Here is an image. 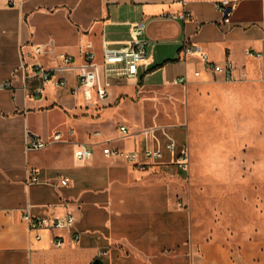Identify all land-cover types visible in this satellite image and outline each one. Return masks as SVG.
<instances>
[{"label": "crops", "instance_id": "obj_1", "mask_svg": "<svg viewBox=\"0 0 264 264\" xmlns=\"http://www.w3.org/2000/svg\"><path fill=\"white\" fill-rule=\"evenodd\" d=\"M184 1L0 0V264L253 263L247 253L259 243L194 229L175 161L189 147L193 94L231 82L207 67L203 54L232 61L233 82L264 81V0H230L229 24L221 0ZM133 22L147 24L148 63L134 78L112 77L101 102L74 95L83 50L90 43L102 62L104 41L121 46ZM186 40L195 49L187 54ZM62 54L74 59L69 84L51 80L39 93L35 67H53ZM56 131L66 142L28 148L30 132L49 139ZM104 142L135 152L136 161L106 156ZM80 143L93 149L91 158H75ZM147 148L162 157H148ZM27 211L34 219L71 213L76 222L31 229Z\"/></svg>", "mask_w": 264, "mask_h": 264}, {"label": "rangeland", "instance_id": "obj_2", "mask_svg": "<svg viewBox=\"0 0 264 264\" xmlns=\"http://www.w3.org/2000/svg\"><path fill=\"white\" fill-rule=\"evenodd\" d=\"M238 81L193 94L190 164L180 170L176 188L194 229L259 243L247 258L264 264V81Z\"/></svg>", "mask_w": 264, "mask_h": 264}, {"label": "built area", "instance_id": "obj_3", "mask_svg": "<svg viewBox=\"0 0 264 264\" xmlns=\"http://www.w3.org/2000/svg\"><path fill=\"white\" fill-rule=\"evenodd\" d=\"M184 3V0H180ZM230 0H221L218 2L217 7L223 13V22L229 24L231 21L233 6L230 5ZM183 19L190 18L191 14L183 12L179 15ZM146 23L133 22L130 24L131 36L121 46L113 47L109 41H104L103 44V61H95V54L89 43L86 49L83 50L85 55V61L80 65V71L78 72V81L72 87V93L79 95L83 93L85 99L101 102L105 100L109 95L111 87V78L114 76H120L125 78H134L138 75V69L141 64H147L150 59V53L148 47L150 41L143 35L146 29ZM195 49L186 40L183 46V52L185 54L194 51ZM203 60L207 67H209L215 73H221L225 76L226 80L232 81L235 79V65L232 61L227 60L224 64L212 62L208 59L206 54H203ZM75 69L74 59L72 55L62 54L60 55V61L53 67L44 68L40 65L35 67V75L43 82L37 91L40 93L44 89V85L51 80L54 81L56 86L65 87L69 84L68 72ZM182 81V79H180ZM2 86V85H0ZM122 132H127V127L120 126ZM66 142L65 136L62 131H56L49 139H45L40 135L30 132L27 137V144L29 149H44L53 143ZM171 151L174 150V143L170 142L168 145ZM102 151L106 156H119L129 161H136L137 154L135 152L125 151L119 147L112 146L107 142L102 143ZM93 155V149L86 143H80L74 150V156L77 160L84 161ZM146 155L153 159H160L162 152L160 149L147 148ZM176 164L182 170L189 169V151L188 147L183 149L181 153L176 157ZM69 178H64L62 184H67ZM24 218L30 223L31 229L41 228H72L76 222L75 216L71 213L65 217L48 218L41 217L34 219L30 213L24 214ZM40 237V234H37ZM73 240L78 241V237L75 236ZM63 240H57V245H62Z\"/></svg>", "mask_w": 264, "mask_h": 264}, {"label": "water", "instance_id": "obj_4", "mask_svg": "<svg viewBox=\"0 0 264 264\" xmlns=\"http://www.w3.org/2000/svg\"><path fill=\"white\" fill-rule=\"evenodd\" d=\"M94 264H103V262L101 261V259H96V260L94 261Z\"/></svg>", "mask_w": 264, "mask_h": 264}]
</instances>
